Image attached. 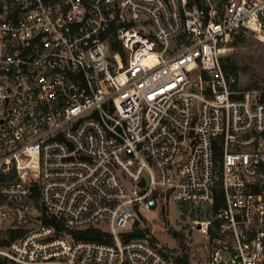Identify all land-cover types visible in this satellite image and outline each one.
<instances>
[{"label": "built area", "instance_id": "built-area-1", "mask_svg": "<svg viewBox=\"0 0 264 264\" xmlns=\"http://www.w3.org/2000/svg\"><path fill=\"white\" fill-rule=\"evenodd\" d=\"M239 34L264 42V0H0V230L22 229L0 258L172 264L124 238L172 200L208 264H264V75L224 63Z\"/></svg>", "mask_w": 264, "mask_h": 264}, {"label": "rangeland", "instance_id": "rangeland-1", "mask_svg": "<svg viewBox=\"0 0 264 264\" xmlns=\"http://www.w3.org/2000/svg\"><path fill=\"white\" fill-rule=\"evenodd\" d=\"M242 36H244L243 42L234 44L233 40L230 43L231 49L224 53L223 58L225 61L224 59L223 61L235 65L234 69H236L241 86L247 87L246 85L256 79L263 83L264 42L250 34H243ZM184 208L190 209L191 206H180L172 200L167 204L160 203L156 209L137 214L132 221V226L134 222H137L138 227L147 228L148 233L159 243L171 249L174 256L187 253L190 264H208L205 238L195 230L190 229L189 223L192 217L186 216L183 212ZM196 217L203 218L204 216L197 215ZM7 229H10V227L6 226L0 232ZM173 230L183 233L184 244H181L172 236L171 231Z\"/></svg>", "mask_w": 264, "mask_h": 264}, {"label": "trees", "instance_id": "trees-1", "mask_svg": "<svg viewBox=\"0 0 264 264\" xmlns=\"http://www.w3.org/2000/svg\"><path fill=\"white\" fill-rule=\"evenodd\" d=\"M234 44H239L244 41V36L241 34L236 35L233 39ZM111 49L121 51V47L118 44H113L111 46ZM263 56H264V44H263ZM224 59V58H223ZM229 59V58H227ZM225 61V59H224ZM227 67L234 69L235 65L228 64ZM236 70V69H234ZM263 80V79H262ZM247 87H255L260 86V80L256 79L252 81L249 85H246ZM191 216H194V213H190ZM45 222H53V219L51 218H45ZM170 231V230H169ZM149 230L147 228H141L137 226V222H134L131 229L128 231V233L124 234L125 239L129 238H143L146 233H148ZM102 231L99 228H88L83 231L78 232L77 234H74L75 237H88L95 240H101L100 234ZM22 234V229H7L5 231L0 232V247L5 246L9 244L14 239L18 238ZM172 236L177 239L181 244H184V236L181 231L173 230L171 231ZM0 264H15L13 262L7 261L5 259L0 258ZM172 264H190L189 257L187 253H183L180 255L173 256Z\"/></svg>", "mask_w": 264, "mask_h": 264}]
</instances>
